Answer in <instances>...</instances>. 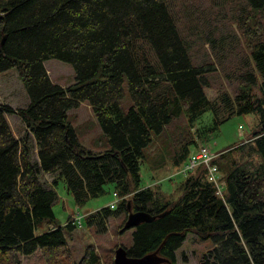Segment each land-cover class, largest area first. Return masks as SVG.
I'll list each match as a JSON object with an SVG mask.
<instances>
[{
  "label": "trees",
  "instance_id": "obj_1",
  "mask_svg": "<svg viewBox=\"0 0 264 264\" xmlns=\"http://www.w3.org/2000/svg\"><path fill=\"white\" fill-rule=\"evenodd\" d=\"M187 1L0 0V72L14 68L20 75L29 103L17 114L30 131L15 137L3 117L14 111L0 107V264H22V256L36 250L64 251L66 235L78 224L72 217L55 223L58 179L78 205L102 195L107 183L124 196L112 208L84 215L87 226L105 229L112 216L123 226L128 209L159 215L131 228V244L123 246L127 255L157 250L167 259L160 264H176L186 235L194 233L213 243L201 264H264V0H203L210 7L227 4L219 6L215 22L226 19L227 8L241 17L227 19L235 22L237 32L228 35L239 57L224 67L227 53L215 52L199 64L190 56L178 24ZM188 14L185 10L186 21ZM211 33L207 42L221 47L225 36ZM51 58L73 65L72 84L63 87L49 79L43 62ZM221 69L234 84L211 99L203 88ZM81 101L92 107L102 151L85 148L68 120V110ZM207 110L210 130L234 114L258 118L252 139L233 148L240 157L226 150L214 160L224 171L223 194L202 164L184 175L175 200L158 187H140V165L147 163L146 148L154 138L185 116L193 136L178 140L170 155L173 165L185 162L196 139L208 133L204 126L194 127ZM41 172L55 173L51 184L41 180ZM43 223L53 226L35 233ZM83 259L76 264L99 261L88 248Z\"/></svg>",
  "mask_w": 264,
  "mask_h": 264
},
{
  "label": "rangeland",
  "instance_id": "obj_2",
  "mask_svg": "<svg viewBox=\"0 0 264 264\" xmlns=\"http://www.w3.org/2000/svg\"><path fill=\"white\" fill-rule=\"evenodd\" d=\"M219 6H227V4L210 7L203 0H188L186 8H181L179 11L180 22L178 24L185 37H187L190 56L193 58L194 63L199 64L206 60H212L215 57V52L227 53L222 61L224 63L221 64L223 67L227 62L239 57V54L236 53L239 49L230 39L231 36L228 35V30L237 32L235 22L232 24L227 22V19L236 17L240 20L241 17L237 15V10L233 9L231 11L230 8H227L225 10L226 19L215 22L220 16ZM185 10L189 12L187 21L186 15H184ZM201 17L206 19V21H202ZM210 30L212 31L211 37L218 39L220 36H225V43L222 44L220 42L221 47H212V43L207 42L206 34ZM239 44L245 52L241 41ZM230 50L233 52H229ZM43 64L49 79L53 83L66 87L75 81V72L71 63L51 58L45 60ZM223 73L221 69L216 74L210 75V80L213 82L212 85L204 86L203 88L209 98L216 97L221 89L232 90L234 82L226 79ZM28 103L29 97L18 72L14 68L0 72V107L7 106L14 111L12 113H3V117L8 124L9 130L19 139L30 132L17 114L18 108H23ZM68 120L78 133L80 143L85 148H89L92 151L98 150V152L105 148L100 127L92 107L87 101H81L77 106L69 109ZM211 124L212 114L210 110H207L196 120L194 127L204 126L208 133L196 139L197 145L196 147L193 146L194 149L191 153H194L200 145H206L213 153L217 154L216 159H218L220 153L226 150H230V157L237 158V156L240 157L241 153L233 150V148L252 139L253 130L258 128V118L255 113L234 114L217 129L210 130ZM165 129L146 148V154L149 158L147 163L140 165V187L153 189L158 187L167 197L175 200L181 193L179 185L185 178L180 171L184 162L179 165H173L170 155L174 148L180 145V142L177 141L181 138L193 136V131L187 125L185 116L175 119ZM31 155L35 158L34 151H31ZM150 158L154 161H150ZM257 160L258 157L254 156L253 161L256 162ZM217 174L219 179L223 178V169L218 170ZM54 176L55 173H40L41 180L48 185L51 184ZM220 181L222 182V179ZM54 187L57 193V200L52 206L55 223L63 225L67 218L77 217L82 224L81 222L77 223L78 225L74 227L71 234L66 235L67 245L64 251L60 249L54 252L36 250L30 255L22 256V264L84 263L83 254L86 248L93 250L97 254L98 264H113L115 249L120 245L128 246L131 244V228L121 232L122 220L117 216L108 218L105 229H99L96 225L97 228L92 225L87 226L84 222V215L109 204L118 203L124 196H120L117 191H114L113 185L107 183L104 185V193L102 195L91 197L84 204L78 205L74 201L73 195L67 190L63 179H58ZM127 198H129L128 195ZM52 226V224L46 225V223H43L37 228L35 233H41ZM212 246L211 239H201L194 233H188L181 248L176 253V264H201L202 256Z\"/></svg>",
  "mask_w": 264,
  "mask_h": 264
},
{
  "label": "water",
  "instance_id": "obj_3",
  "mask_svg": "<svg viewBox=\"0 0 264 264\" xmlns=\"http://www.w3.org/2000/svg\"><path fill=\"white\" fill-rule=\"evenodd\" d=\"M156 216L159 215H152L148 211L144 210L133 211L131 209H128L126 220L123 223L120 231L122 232L126 229L135 227L142 222L152 221ZM157 252L158 251L156 250L141 257H134L127 255L126 249L122 245H120L115 249L113 264H160L166 262L167 259L158 255Z\"/></svg>",
  "mask_w": 264,
  "mask_h": 264
},
{
  "label": "built area",
  "instance_id": "obj_4",
  "mask_svg": "<svg viewBox=\"0 0 264 264\" xmlns=\"http://www.w3.org/2000/svg\"><path fill=\"white\" fill-rule=\"evenodd\" d=\"M216 153H213L206 145H200L198 149L189 155L183 163L180 171L183 175L191 170H195L199 165H204L207 168V178L216 186V192L222 195L224 183L218 177V166L214 161ZM115 204H110L113 207ZM76 223L81 222L77 217L73 218Z\"/></svg>",
  "mask_w": 264,
  "mask_h": 264
}]
</instances>
